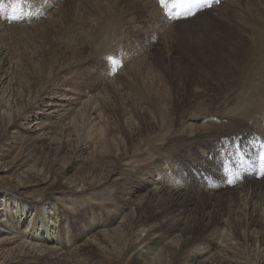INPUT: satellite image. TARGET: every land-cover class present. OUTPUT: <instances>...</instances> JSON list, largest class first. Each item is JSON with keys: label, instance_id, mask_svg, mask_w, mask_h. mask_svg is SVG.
I'll return each instance as SVG.
<instances>
[{"label": "rangeland", "instance_id": "374dc122", "mask_svg": "<svg viewBox=\"0 0 264 264\" xmlns=\"http://www.w3.org/2000/svg\"><path fill=\"white\" fill-rule=\"evenodd\" d=\"M59 1L61 3L54 6L43 19L36 23L10 25L9 23L5 24L6 21L3 20L2 29L4 31L0 32L2 44L0 45L6 50L8 63L13 59V61L21 62L17 64L18 62L12 61L15 65L13 68L15 73L12 75V79L16 77V81H22L24 85H27H25L26 87H30L18 95L20 97L24 95L21 102L18 103L22 111L30 103L34 104V100L37 102L41 93L46 89L50 87L55 89L57 86H63L62 84L68 87L70 85L71 87L76 86L80 92H90L97 98L90 105L85 102L77 105L76 112L73 114L76 117L72 118L73 115H71L68 120H65L74 139V145L71 149L75 147L77 142L79 144L83 142L80 145L90 148L91 152L88 154H91L92 158L89 161L90 157L86 156L88 154L80 153L79 150L75 152L76 155H79L77 160H69L68 151L65 156L62 154L61 157H49L48 160L54 159L52 162L58 161L62 165L76 160L78 164L74 166L73 172L70 173L71 176L65 174V177L70 176L77 181L75 185L70 184L64 176L56 173L53 168L42 167V159L37 153L40 148H35L31 144L34 141L28 142L27 139L21 137V139L18 138V143L13 144V146L6 144L9 134L6 131V125L0 120V134L2 133L0 135V158L6 160L10 167L7 174L10 181L17 182V174L21 168L31 169L33 172L44 174L49 181L52 180L48 181L47 185L27 188L26 195L34 196V194L39 193L46 197H55L63 206H67V202L73 199L74 201L78 200V204H82V199L85 197V204H90L93 213L85 207V204L83 207H72L68 218L71 225L77 229H81L83 224L88 222L83 213L95 217L98 214V216L104 217L103 220L112 222L111 224L124 215L128 219L127 213L129 214L130 210L125 208L126 202L121 193L125 191V185L135 189L143 174L146 178L151 179L153 177L155 179L158 177L157 174L165 172L167 178L163 179V182L166 181L167 184L166 182L165 184L168 186L182 189L186 196L197 195L200 192L203 195H208L211 193V188L214 190L213 186L217 182L221 184L220 188H222L221 186L224 184L222 178H218L221 181H217L213 176L207 177V173L213 172L212 167L216 166H211L217 156V152L213 149L215 138L196 137L188 141L184 121L189 114L204 115L197 122L198 126L191 127L194 134L197 132L201 134L206 131V128L215 129L219 127L224 129L222 116L234 114L243 106L246 97L252 93L250 91L249 94H246L247 87L242 86L239 77L243 70L250 67L264 68V58L257 59L256 57L255 42V35L264 30V0L227 1L220 7L197 14L192 19L170 25L163 30L161 44L154 46L148 41V48L152 49V52L139 48L136 53H133V47L135 48L134 45L139 42L142 33L145 36L151 27L150 23L153 27L159 21L152 0H142L143 6L138 5L134 0ZM144 3H147L148 6H144ZM151 10L152 16H150ZM153 11L156 13V17ZM193 21L197 22L189 23ZM111 28L118 32L119 57H122L123 63L115 72L109 69L107 60L103 56L107 53H104L102 49L113 38V31L111 34L105 31L108 29L110 32ZM173 29L175 30L173 31ZM104 39L108 40L105 44ZM140 42H144V39H141ZM123 49L125 50L124 56H122ZM15 55L16 58H14ZM2 63L3 58L0 57V65ZM176 65L185 71L183 73L187 75L188 82L196 83L194 86L188 85V88L200 90L204 96H201V100L196 98L189 102L191 101L189 91L186 92L187 96L185 95V99L189 100L184 99L188 103L183 100L185 104L183 101L182 104L176 100L178 99L177 84L180 83V75H175ZM2 68H4L3 65L0 67V84L4 77ZM4 86L3 83L0 85V94L7 92V89L18 92L15 85H11L10 88ZM170 87L171 91L169 90ZM166 88L168 89L166 90ZM183 88H187V86L183 85ZM173 94L175 95L173 96ZM169 106L171 108H167ZM80 107L81 110L78 111ZM159 107L160 109H158ZM95 110H97L98 116L93 118L95 117ZM157 112L160 113V116ZM162 113L164 116L161 115ZM207 116H216L219 118V122L210 121L207 123L204 120ZM254 127L255 122L251 126L252 130ZM174 134H176L175 137ZM236 136L237 134L233 137ZM259 136L261 135L257 134L253 138L256 140ZM201 139L204 141L193 147V151L188 148L184 149L188 143H196ZM239 140L242 142L241 139ZM235 145L238 144L235 143ZM225 148L226 144L223 145L222 149ZM181 150L183 151L179 152ZM210 156L213 157V160L210 159ZM85 157H87L86 160ZM236 159L237 156L234 160ZM222 160L224 161V157ZM163 175L160 177L162 178ZM116 178H125L129 183L120 184L118 180H115ZM248 182H254V178L249 179ZM166 185L163 186L166 187ZM144 188L140 190V195H137L139 201H143L142 205L139 204L136 207L134 214H132L133 220L131 218L126 220V226L120 230L121 234L116 235V238L121 240L118 249H113L107 244H103L100 248L97 246L92 247L93 249L89 247L90 250H84L73 264H137L135 255L139 252L138 237L149 238V223L153 222V218L146 213L153 197L151 192L148 193L149 189ZM82 189L84 190L82 191ZM246 191L247 193L243 192V196H239L237 202L232 204L234 214H231L234 217L236 214V219L240 221L243 219L244 221H241L243 224L248 222L253 215L263 217L262 221H264V196H262V200L253 199L249 195L250 190L246 189ZM144 197L148 202H145ZM248 204H250V208ZM197 208L199 211L197 210L196 214L201 212L200 207ZM194 216H198L196 219L201 217L200 214ZM164 230L165 228H163ZM211 231L201 232L197 226L192 231L190 241L195 240L203 245L208 244L213 249L212 252H215V255L213 254V258L210 256L211 264H226L224 258L229 255L220 254L222 252L217 250L214 242L221 238L212 234L209 236ZM209 237L212 242L208 240ZM230 241L235 251L237 247L239 248L236 255L229 256L234 261L232 264H238L237 261L245 263L247 259V263L264 264V258L261 255L262 241L253 243V241L248 240L239 241L234 237H231ZM241 247L243 251H241ZM245 248H247V252H245ZM216 252L219 253L218 256ZM32 259L33 261H31ZM254 259H258V262ZM23 261L40 264L44 259L23 258ZM160 261L168 262L167 264H171V262H173L172 264H180L171 256H166ZM223 261L225 262L223 263ZM0 264H4V262L0 260Z\"/></svg>", "mask_w": 264, "mask_h": 264}, {"label": "bare ground", "instance_id": "6f19581e", "mask_svg": "<svg viewBox=\"0 0 264 264\" xmlns=\"http://www.w3.org/2000/svg\"><path fill=\"white\" fill-rule=\"evenodd\" d=\"M134 1L138 5L143 6L142 0H134ZM144 6L147 7L148 4L144 3ZM127 16L129 15L127 14ZM150 16H152V10L150 12ZM6 19L7 18L5 13L2 11V9H0V32L3 30L2 22H4L3 20L6 21ZM1 40L3 41V38ZM255 42H256V57L257 59H262L264 58V30L259 31L255 35ZM1 45H0V57L3 58L2 65L4 67L2 68L4 71L3 72L4 77L2 79V83L5 84V86H7V87L4 86L5 88H10L11 85H15L18 90V92L16 93L11 89H7L8 90L7 92L0 94V120L3 121L4 124L6 125L5 126L6 131L9 134L7 135L8 139L6 144L13 146V144L18 143L21 137L27 139L28 142L34 141L31 144L35 148L36 147L40 148V151L38 150L37 153L40 155L39 158L42 159L43 168H53L56 171V173L58 172L60 175L64 177L65 174L70 175V173L73 172L75 168L74 166L78 164L76 160L78 159L79 155H76L75 152L79 150L78 152L80 153L82 152L83 154L86 155L91 151L90 148H88L87 146H81L82 145L81 143L83 142L80 143L81 145L77 142L75 147L71 149V147H73L74 145L73 143L74 139L71 134V130L68 127V123H65V120H68V117H70L76 112L77 105L82 104L84 102L90 105L97 98L94 97L90 92L88 93L80 92V90L76 88V86L71 87L70 85L68 87L62 84L63 86L60 87L57 86L55 89L53 87H50L46 89V91L43 90L44 92L41 93V96L40 98H38V101L36 102L34 100L33 101L35 102L34 104L30 103L22 111L21 107L18 106V103L21 102V98L24 95H22L21 97L18 95L20 92L27 91V88L30 87H26L27 85L25 84L26 85L25 86L22 83V81L21 82L16 81V77L15 79L14 78L12 79V75L15 73V70L13 69L15 68L14 67L15 65H13V62L16 61H13L14 59L12 58L13 62L10 61L8 63V59L6 57L7 56L6 50L5 48H2ZM14 58H16V55ZM19 62L17 64H19ZM2 65H0V67H2ZM175 67H176L175 75L176 74L180 75L179 77L180 83L178 84L175 83L178 85V93L176 92L178 94L177 95L178 99L176 100H179V103H182V101L185 99V95L187 91H189V99L191 100L189 102L194 101L193 99L196 98L197 99L200 98L199 100H201V96H203V94L200 92V90L196 88H188V85L194 86L196 85V83L192 81L188 82L187 75L183 73L185 71L181 70L177 65ZM173 80L174 79H172V81ZM239 81L242 84V86L247 87L246 94H249L250 91H252V93L246 97L245 101L243 102V106L239 108L234 114L222 116V121H223L222 126L224 127V129H221L219 127L215 129L206 128V131L202 132L201 134L198 132L194 134L191 131V127L194 125L198 126L197 122L201 118H203L204 115L189 114L186 116L184 121V128L187 131L186 139L188 141L196 137H204V138L212 137V139L215 138V145L213 149L215 152H217V156L215 163L213 161L211 166L216 165L215 167H212V171L214 172V174L220 176L219 178L223 179L224 184L221 186L222 188H220L221 184L220 183L218 184L217 182L216 184L217 186L216 185L213 186L214 190L212 188L211 190L209 189L211 191V193L208 194L209 196L203 195L201 192L198 193L197 195L186 196V193H184L182 189L168 186L166 185L167 184L166 181L163 182V179L165 180L167 178L165 172L157 174L158 177L155 179L153 177H151V179L146 178L143 174L140 177V180L138 181V186L136 187L137 189L136 188L131 189L130 187H127V185H125V191L121 193V196L124 198L126 202L125 208L130 210L129 214L127 213V215L129 216L128 219L126 218L127 216L125 217L124 215L114 220L115 222L111 224L112 222H108V220H103L104 217L98 216V214H96L97 217H95L93 215L83 213L85 215V218L88 219V222L83 224V227L81 229H77V227L71 225L68 217H69V213H71L70 209L71 210L73 209L72 207L74 208L79 206L83 207V204H85V200H84L85 197L84 199H82L83 202L81 201L82 204H78L79 201L77 200L78 201L77 202L74 201L73 199L67 202L68 203L67 206H63L61 202L58 201V198L55 197H49V196L46 197L39 193L34 194V196H28L25 194L27 192V188L29 187L37 188L41 185L42 186L47 185V183H49L52 179L49 181L48 177L42 173L35 171L33 172L31 169L21 168L17 174V178H16L17 182L13 183L10 181V178L7 175L10 169L8 163L6 162V160L0 158V260H2L4 264H32L33 262L30 261L24 262L23 258H27V259L40 258L42 260L44 259V261L40 264H52L51 262H53L54 264L60 262L64 264H73L76 262V260H78L77 258L80 256V254L84 252V250H88L89 247L92 248L97 246L98 248H100L103 244H107L110 245L113 249H118V247L121 245L120 243L121 240H118V238H116V235L120 233L122 227L126 226L125 221L130 220V218L132 219V214H134L136 207L139 204L142 205L143 201L142 200L139 201L138 196L140 195L139 194L140 190H142L144 187H147L149 189L148 193L151 192V195L153 197L151 198L153 199L152 202L149 201L151 205L148 208V211L146 212L153 218V222L149 223L150 226L149 234H148L149 238L138 237L137 241L139 244L138 247L139 252L138 254L135 255L137 264H167L168 262L160 261L162 260V258H165L166 256L173 257L180 264H211L212 259L210 256H212L213 258L215 255V252H212L213 249H211L207 243H206L207 245H203L202 243H198L195 240L190 241L192 231L196 229L197 226L201 229V232L202 231L205 232L207 230L211 231L212 229L211 233H209V236H211L212 234L213 236L217 235V238H221L219 241L214 242L217 250H219V252L221 250L222 253L220 254L223 255L225 254L229 256H231L232 254L233 256L237 254L236 251H238L239 248L237 247L236 248L237 250L235 251L234 246H232L233 244L231 243V241L229 242L230 238L234 237L239 239V241L248 240V241H253V243L254 242L257 243L256 241H262L261 255L264 258V221H262L263 217H260L258 215L255 216L253 215V217L248 222L243 224V222H241L243 219L240 221L236 219L237 217L236 214L235 217L232 215L234 214V212L232 211L233 210L232 204L237 202L236 200H238L239 196H243V192L247 193L246 189L250 190L249 193L250 197H252L253 199L257 198L259 200L260 199L262 200V196H264V178L255 177L254 182L252 183L248 182V180L232 181L225 173V167L222 160L223 157L224 160L228 158L230 160H234L237 156L235 151L238 148H242L244 150L247 149L249 151L255 150L258 141L257 139L255 140L253 136L260 134L261 136L264 137V68L261 69L259 67H252V68L250 67L248 69L243 70L240 74ZM175 84L174 86H176ZM165 85L167 86V84ZM183 85H186L187 88H183ZM167 89L168 88H166V90ZM169 90L171 91V87L169 88ZM165 92L164 94H166ZM174 95L175 94H173V96ZM170 106L167 108H171ZM158 109H160V107ZM79 110H81V107L78 109V111ZM94 114L95 117L93 118H96L98 116L97 110H95ZM161 115H163V113ZM74 116L75 115H73L72 118H74ZM182 117L184 118L185 116ZM254 122H255V127L252 130L251 126L253 125ZM12 128L13 130H11ZM236 134L237 136L233 137ZM175 136L176 134H174V137ZM239 139H241L242 142H240ZM202 141H204V139H201L196 143H188V145L184 149L188 148L193 151V147H195L199 142ZM235 143H237L238 145H235ZM224 144H226V148L222 149ZM183 150L179 152H182ZM67 151H68L69 160L76 159L75 161L72 160L73 161L72 163H68V164L66 163V165H62L59 164L58 161L52 162L54 161V159H52V161L48 160L49 157L51 156L61 157L62 154L63 156H65ZM90 155L89 154L86 155L90 157V159H88L89 161L92 158ZM112 157L114 156L112 155ZM86 159L87 157H85V160ZM94 160L98 161L97 159ZM177 171L179 172L178 169ZM162 174L164 175L161 178L160 175ZM70 176L65 177L66 181H68V183L70 184L73 183V185H75L77 181L75 180V178H70ZM115 180H118L119 181L118 183L120 184L129 183L125 178L124 179L116 178ZM229 181L232 182L230 183ZM163 185H166V187ZM83 190L84 189H82V191ZM145 202H148V200L147 201L145 200ZM250 204H248V206ZM251 206H253V204ZM85 207L87 209H90L91 206L89 203H86ZM197 207H200L201 212L196 214L197 210L199 209ZM90 211L91 213H93L92 209H90ZM198 214H200L201 217L199 216L200 218L196 219V217L198 216H194V215H198ZM163 228H165L164 231ZM208 240L211 241L210 237L208 238ZM216 248L215 251H217ZM258 248H256V250ZM246 249L247 248H245V252H247ZM241 251H243V248ZM158 253L160 254V256ZM156 254H158L159 257L158 256L155 257ZM218 254L219 253H217V256ZM229 256L224 258L226 264H232L234 262L233 259H231ZM254 260H257L258 262V259H254ZM31 261H33V259ZM225 261H223V263ZM172 263L173 262H171V264ZM237 263L245 264L244 262L241 261H237ZM247 264H251V263H247Z\"/></svg>", "mask_w": 264, "mask_h": 264}, {"label": "snow or ice", "instance_id": "6c2138e0", "mask_svg": "<svg viewBox=\"0 0 264 264\" xmlns=\"http://www.w3.org/2000/svg\"><path fill=\"white\" fill-rule=\"evenodd\" d=\"M159 2L165 9L168 8L167 0H159ZM217 2H218V0H217ZM173 6L175 7L176 5H173ZM189 14L194 15L195 13H189ZM108 60L112 61L113 65L115 67V64L117 63L115 58L113 56H109ZM259 160H260L261 175H264V150H262L259 153ZM229 182L231 183L232 181H229Z\"/></svg>", "mask_w": 264, "mask_h": 264}]
</instances>
